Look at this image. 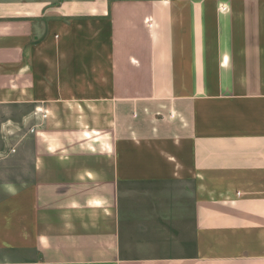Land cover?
Wrapping results in <instances>:
<instances>
[{
    "label": "crops",
    "instance_id": "crops-1",
    "mask_svg": "<svg viewBox=\"0 0 264 264\" xmlns=\"http://www.w3.org/2000/svg\"><path fill=\"white\" fill-rule=\"evenodd\" d=\"M14 108L0 264H264V0H0Z\"/></svg>",
    "mask_w": 264,
    "mask_h": 264
},
{
    "label": "rangeland",
    "instance_id": "rangeland-1",
    "mask_svg": "<svg viewBox=\"0 0 264 264\" xmlns=\"http://www.w3.org/2000/svg\"><path fill=\"white\" fill-rule=\"evenodd\" d=\"M25 134L21 110L0 109V186L10 184L21 188L31 181L32 165L27 162L31 157V146L27 142L23 146Z\"/></svg>",
    "mask_w": 264,
    "mask_h": 264
}]
</instances>
